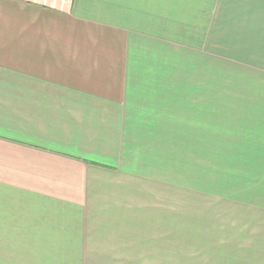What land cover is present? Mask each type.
<instances>
[{
  "label": "crops",
  "instance_id": "0c3cea01",
  "mask_svg": "<svg viewBox=\"0 0 264 264\" xmlns=\"http://www.w3.org/2000/svg\"><path fill=\"white\" fill-rule=\"evenodd\" d=\"M184 1L0 0V100L32 116L23 129L0 120V264H264V234L192 233L158 203L119 201L125 188L99 176L138 174L132 162L152 160L131 142L160 146L164 123L167 136L149 55L172 42ZM216 1L249 20L232 61L254 74L247 97L264 99V0ZM253 115L238 146L247 177L264 180V102Z\"/></svg>",
  "mask_w": 264,
  "mask_h": 264
},
{
  "label": "rangeland",
  "instance_id": "374dc122",
  "mask_svg": "<svg viewBox=\"0 0 264 264\" xmlns=\"http://www.w3.org/2000/svg\"><path fill=\"white\" fill-rule=\"evenodd\" d=\"M232 6L216 0L176 2L172 42H161L160 50L149 55L160 62V107L165 109L162 114H169L168 139L163 135L164 123L160 146L156 141L131 142L140 157L152 160L132 162L133 172L138 174L129 178L114 173L99 175L107 180L102 179V185L125 188L119 201L158 203L160 214L190 221L192 233L264 234V180L249 179V164L235 158L239 146L226 145L247 138L254 110L264 102L247 97L249 88L257 85L254 74L248 75L247 65L232 61L233 38L240 41L241 27L249 21L240 19L239 11L233 18ZM24 110L22 99L0 100V120L13 115L24 121L22 129L25 119H32ZM96 124L89 119L85 126L88 131L100 130ZM230 130L235 134L224 138ZM110 141L108 137L103 143L111 146ZM217 146L221 159H226L223 152L231 158L238 148L232 157L235 163L221 160L218 165ZM93 159L103 161L98 156ZM205 165L214 166L217 173L203 170ZM230 198L236 201L230 202Z\"/></svg>",
  "mask_w": 264,
  "mask_h": 264
},
{
  "label": "trees",
  "instance_id": "16d2710c",
  "mask_svg": "<svg viewBox=\"0 0 264 264\" xmlns=\"http://www.w3.org/2000/svg\"><path fill=\"white\" fill-rule=\"evenodd\" d=\"M235 134V131L234 130H230L229 132H227V134H226V136L224 135V138L225 137H227V136H229V135H234ZM227 145V147H230V148H234V147H236V146H238V144L237 143H234L233 141L231 142V143H228V144H226ZM230 145V146H229ZM247 146H239V149L237 148V151L239 150L240 152H237L235 149L233 150V154L234 153H236L237 152V154H236V156H235V158L237 157L238 159H239V161H240V159H241V155H244L245 157H246V151H247V148H246ZM217 148V153H216V155H217V157H216V162H217V164L219 165L220 163L222 164V162H221V160L224 162V160L228 163L229 161H231V162H234L235 163V161L234 160H232L233 158V154H232V156H231V158H229V156H227L226 155V153L224 154V152H223V157H224V155H225V157H226V159H221V157H218V156H221V150H220V146H217L216 147ZM238 153H240V154H238ZM244 162H246L247 163V161H246V159H245V161ZM223 167V166H222ZM228 168H230V167H228ZM206 170L207 169V171H215L216 173H217V168H215L214 166H212V167H206V165H205V167H203V170ZM201 170H202V168H201ZM230 177V176H229ZM232 178H237V176L236 175H233V176H231ZM228 199V198H227ZM238 199V197H236V200ZM230 200V202L231 201H236L235 199H233V198H230L229 199Z\"/></svg>",
  "mask_w": 264,
  "mask_h": 264
}]
</instances>
